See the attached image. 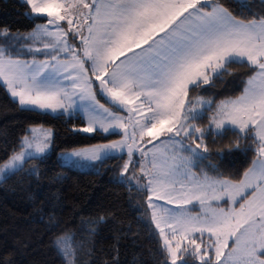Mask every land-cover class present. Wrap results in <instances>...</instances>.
Masks as SVG:
<instances>
[{"label": "snow or ice", "instance_id": "6c2138e0", "mask_svg": "<svg viewBox=\"0 0 264 264\" xmlns=\"http://www.w3.org/2000/svg\"><path fill=\"white\" fill-rule=\"evenodd\" d=\"M24 4L27 15L45 22L17 38L40 41L41 48L28 51L46 58L21 60L0 47V79L26 109L81 110L87 126L80 131L85 133L123 130L121 141L74 155L92 161L102 160V153L109 158L113 152L127 155L121 179L146 194L150 221L162 238L164 264H189L186 256L200 264H264V15L238 18L219 0H24ZM0 37L6 42L12 38L7 30ZM234 64L252 70L241 95L219 104L203 97L189 100L190 88L214 86L215 80L232 75ZM97 90L118 110L126 109L127 118L105 108L96 98ZM205 116L208 129L195 123ZM31 132V138H22L21 151L0 164V179L23 171L26 161L48 150L51 131ZM228 132L237 137L235 149L242 148L240 141H251L244 148L255 145L258 156L253 166L238 182L207 173L197 176L192 168L202 157L198 150L208 152L205 137ZM162 135L163 151L155 144L146 150L145 137L151 138L146 143H153ZM193 140L200 142L192 147L188 141ZM134 152L139 153L135 162ZM193 201L200 206L196 215L187 207ZM71 240L64 234L54 241L65 264H75L80 247L71 246Z\"/></svg>", "mask_w": 264, "mask_h": 264}, {"label": "trees", "instance_id": "16d2710c", "mask_svg": "<svg viewBox=\"0 0 264 264\" xmlns=\"http://www.w3.org/2000/svg\"><path fill=\"white\" fill-rule=\"evenodd\" d=\"M219 2L238 18L264 15L261 0ZM28 11L23 0H0V32L28 33L45 22L27 15ZM2 41L0 37V44ZM251 72L249 67L234 64L232 75L215 80L214 86L190 88L189 98L213 97L214 104H219L238 95L239 86L243 88ZM196 124L209 128L207 116ZM36 125L53 129V148L26 161L23 171L0 182V264H65L54 244L64 234L72 237L71 246L80 245L75 264H164L162 238L150 221L146 194L134 186L129 188L121 179L126 156L105 159L91 170L60 160L63 152L112 141L120 135L80 131L86 126L80 113L26 109L0 80V164L21 151L22 138ZM204 140L208 148L205 166L213 177L239 181L258 156L255 145L243 147L251 141H240L242 148H233L237 137L232 132L207 135ZM91 229H95L94 234ZM193 262L198 264L195 259Z\"/></svg>", "mask_w": 264, "mask_h": 264}, {"label": "rangeland", "instance_id": "374dc122", "mask_svg": "<svg viewBox=\"0 0 264 264\" xmlns=\"http://www.w3.org/2000/svg\"><path fill=\"white\" fill-rule=\"evenodd\" d=\"M24 1V0H23ZM32 17H36L35 15H30ZM44 22H41L39 24H42ZM33 30L31 32H28V33H21V32H9L11 37L10 39L7 40V42L5 41V39L3 37V40L2 43L0 44V47H3V48H6L8 50V52L13 55L14 57H18L19 59L21 60H28V61H31L32 59H36V60H42V59H45L46 56L43 54V53H34V52H29L28 51V48L31 47L33 49L35 48H41L42 47V43L40 41H32L31 43H27V42H21L17 37L19 36H27L29 33H32ZM86 34V33H85ZM47 39L48 38H45V42H47ZM70 40V37L68 38ZM78 39V42L75 43L76 46H77V49L79 50V46H80V41H79V38ZM139 51V50H137ZM252 74V72H251ZM250 74V75H251ZM249 78V77H248ZM1 81H3V79H0ZM248 80V79H247ZM4 82V81H3ZM5 83V82H4ZM98 84V82H97ZM210 85V84H209ZM206 86V85H205ZM212 87V86H211ZM210 87V88H211ZM245 85H243V88L242 86L239 88L241 89L240 93L238 95H232L231 97L229 98H236L238 97L239 95L242 94L243 92V89H244ZM99 95H101L105 100H107V102H104L103 100H101V98L99 97ZM198 97H203L205 99H210L213 101V97L212 98H208V97H205V96H197L193 99H190L189 100H194ZM101 104H103L105 106V108H108L110 111L116 113L117 115L121 116V117H124V118H127V110L124 109V110H118L119 109V106L118 105H115L114 102L111 101V99L107 96V95H103L99 92V90H97V97H96ZM18 100V98H15ZM141 99L143 100L144 98L141 97ZM226 100V99H225ZM139 103V102H138ZM214 103V102H213ZM40 110V109H39ZM42 111H45V110H42ZM46 112H50V113H53L51 110H47ZM60 113H64V114H74V113H80L84 118H85V121H86V126H87V119L83 113V111L81 110H77V111H69V112H62L60 110H58L57 112L53 113V114H60ZM212 114V113H210ZM145 115H148L150 116L151 113H148L146 110H145ZM196 123V121H195ZM197 125V124H196ZM84 126V127H86ZM198 126V125H197ZM83 127V128H84ZM199 127V126H198ZM33 128H36V129H42V130H50L51 133H52V136H51V144L48 148V150L46 151V153L40 155V156H44L48 153H50L52 151V148H53V136H54V131L51 127H48V126H44V125H36V126H32L30 129H29V134L26 135L28 137H32V132H31V129ZM97 131H101V130H97ZM132 129L131 127H129V132H131ZM96 132V131H95ZM95 132H92V133H87V134H93ZM102 132V131H101ZM85 133V132H84ZM105 133V132H103ZM119 134L120 137L115 139V140H112V141H108V142H103V143H99V144H95V145H91V146H87V147H82V148H77V149H73V150H70V151H66V152H63L60 154V160L61 162H63L64 164H68V165H71V166H74L76 168H79V169H82V170H91V169H94L95 168V165L102 162L103 160L105 159H108L109 157L104 155L102 153V156H103V159L102 160H95V161H92V160H87L85 158H82V157H77L74 155L75 152H79V151H82V150H92V149H95L97 148L98 146H102V145H106V144H110V143H113V142H118V141H121L122 139H124V134H123V130L122 129H117L115 130V132L110 129L109 132L105 133V134ZM149 139H151L150 137H145V144H146V150L147 149H152L153 148V144L155 145H158L160 146V150L163 151L164 150V145L162 144V141L166 140V136L165 135H162L160 137V139L158 140H154L153 143H146ZM200 141L199 140H193V141H188L189 144H191L192 147H195V144L196 143H199ZM205 144V140L203 142ZM202 153V157L198 160H196L193 168H192V171L196 173L197 176H201L202 174L204 173H207L208 176L210 177H213L207 170H206V166H205V163H206V159H204L203 157H205V153H203V149L201 148L200 150H198ZM187 154V153H185ZM38 156V157H40ZM119 156H126V158L128 159L127 155L125 153H121V152H113L111 154V157H119ZM139 156V153H136L134 152V155H133V161L135 162L137 157ZM126 159V160H127ZM257 160V159H256ZM145 164H147V157H145ZM253 166V165H252ZM133 171V165H130L129 166V174H131V172ZM12 174V173H9L8 176ZM137 176H140V173L137 169V172H136ZM7 177V176H6ZM5 177V178H6ZM5 178H2L0 179V182L3 181ZM213 178H216V179H224V180H230V181H234V180H231V179H227V178H218V177H213ZM243 179V178H242ZM241 179V180H242ZM240 181V180H239ZM143 182V181H142ZM234 182H238V181H234ZM158 205H164L165 207H169V208H175V205H167L165 201H157L156 202ZM223 206L227 207L226 204H224L223 201L220 202ZM213 204L215 205V202H213ZM188 208L192 209L193 210V214L196 215L199 213L200 211V206L195 202L193 201V204L192 205H187ZM167 231V229H166ZM207 236V234H206ZM199 242V241H198ZM185 244H187V241H185ZM229 247H231V241H230V244H229ZM203 250V248H202ZM185 259H188L189 260V264H194V259L195 258H191V257H185ZM197 260V259H195ZM198 261V260H197ZM177 264H180V261L177 262ZM198 264H200V262L198 261Z\"/></svg>", "mask_w": 264, "mask_h": 264}]
</instances>
